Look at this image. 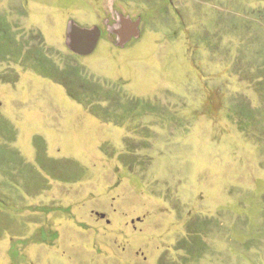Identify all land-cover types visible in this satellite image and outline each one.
I'll use <instances>...</instances> for the list:
<instances>
[{
  "label": "rangeland",
  "instance_id": "rangeland-1",
  "mask_svg": "<svg viewBox=\"0 0 264 264\" xmlns=\"http://www.w3.org/2000/svg\"><path fill=\"white\" fill-rule=\"evenodd\" d=\"M0 264H264V0H0Z\"/></svg>",
  "mask_w": 264,
  "mask_h": 264
},
{
  "label": "water",
  "instance_id": "water-1",
  "mask_svg": "<svg viewBox=\"0 0 264 264\" xmlns=\"http://www.w3.org/2000/svg\"><path fill=\"white\" fill-rule=\"evenodd\" d=\"M100 35L101 31L99 29L91 31L76 27L73 34H70V31L68 32V40H71L70 43L68 42V46L76 54H88L95 49Z\"/></svg>",
  "mask_w": 264,
  "mask_h": 264
},
{
  "label": "flooded vegetation",
  "instance_id": "flooded-vegetation-1",
  "mask_svg": "<svg viewBox=\"0 0 264 264\" xmlns=\"http://www.w3.org/2000/svg\"><path fill=\"white\" fill-rule=\"evenodd\" d=\"M103 34H106V35H107V34H109V33H108V31L103 32V31L101 30V36H102Z\"/></svg>",
  "mask_w": 264,
  "mask_h": 264
}]
</instances>
